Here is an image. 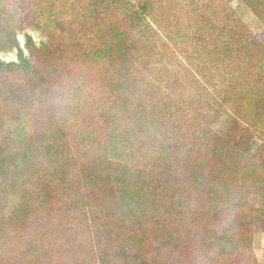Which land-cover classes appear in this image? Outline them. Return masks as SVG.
Listing matches in <instances>:
<instances>
[{"label": "rangeland", "instance_id": "rangeland-1", "mask_svg": "<svg viewBox=\"0 0 264 264\" xmlns=\"http://www.w3.org/2000/svg\"><path fill=\"white\" fill-rule=\"evenodd\" d=\"M257 2L261 15L245 0H0V46L16 31L30 58L32 35L30 66L41 74L14 67L0 75V264H264V185H240L252 167L264 181V0ZM142 5L164 52L97 57L112 33L139 37L128 15ZM0 60L18 63V51L0 50ZM164 73L162 91L189 98L170 133L190 150L157 160L150 144L135 142V159L125 162L153 178L166 169V188H176L159 205L169 215L136 221L108 176L120 160L101 148L110 139L104 111L120 108L129 126L134 94L140 105L154 101ZM54 123L61 129L52 136ZM236 145L248 152L237 155L234 177H214L236 162L228 153ZM216 151H227L225 159ZM190 176L203 182L193 186ZM213 180L227 186L213 192ZM71 187L87 206L77 208ZM189 188L196 191L180 205Z\"/></svg>", "mask_w": 264, "mask_h": 264}, {"label": "trees", "instance_id": "trees-1", "mask_svg": "<svg viewBox=\"0 0 264 264\" xmlns=\"http://www.w3.org/2000/svg\"><path fill=\"white\" fill-rule=\"evenodd\" d=\"M250 7H252L257 15H261L257 9V5L260 3L257 0H245ZM133 10V9H132ZM148 10L146 5H142L140 9H135V13H132L130 19L134 23L133 27L136 30L134 33L137 36L127 35L125 32L112 33L113 39L103 42L100 47L101 50L96 54L102 60L113 59L119 57L121 59H130L135 57V59H145L154 58L157 55L163 53V48L166 44H159L160 39L157 36L160 34L157 29H155L152 24L145 17L148 16ZM110 32L114 30L109 29ZM26 44L25 48L30 53V58L25 55V51L20 47L19 41L17 39L16 31H9L7 36V43L0 46L1 51H18L19 62L7 63L0 60V75L5 78V73L7 76L11 75L9 71L15 67L16 70L30 75L31 78H41L40 71L38 69L31 67L30 61L35 56L38 50L36 42L32 35L26 33ZM171 37V36H170ZM175 38L171 37L170 40ZM37 47V48H36ZM14 69V70H15ZM13 70V71H14ZM167 79L166 73L163 74L161 80L156 83H160L154 92L157 95L160 94L163 100H159L155 93H152L153 97L150 98L154 101L150 102L148 105H140L141 95L135 93V101L138 102L136 109H126L128 113V119L131 121L129 126L124 127L120 119V108H107L104 111V116L106 120H109L108 127L110 129V139L108 143L102 144L103 149L109 148L110 154L120 160L119 166L116 171H113L112 175L109 173L108 176L114 181V192L121 201L124 211L128 216L131 217L133 213V220L140 221L143 215L149 216H162L164 218L169 215V211L166 210L161 214L159 212V205L163 201L164 197L176 198L175 186L172 187L170 191L166 188L168 185V172L164 169L163 172L159 173L157 178L149 176L145 170L136 167L135 164L129 165L125 162V159L130 160L135 159L133 146L136 141L143 142L145 144L151 145V151L156 154L157 160L170 159L176 156L180 151H188L190 147L188 144H180L178 141L175 143L172 139L174 133H170L175 129H180V117L184 118V113H181L177 106H180L183 102L189 100L188 97H181L179 100H175L168 91H162L161 84L165 83ZM128 86L124 87L121 85V90H127ZM161 88V89H159ZM126 107L123 108V111ZM125 112V111H124ZM188 118V116H185ZM171 127V129L165 131V126ZM60 126L58 123H54L49 132L52 136L59 135L58 130ZM135 129V130H134ZM158 129V130H157ZM134 132V133H133ZM245 146H248L246 143ZM219 151V149H217ZM216 151V153H217ZM227 152V151H226ZM225 152V153H226ZM233 153L235 155L236 162L232 160V163H226L225 169L220 168L218 171L214 172V177H221L224 173H229L230 177H234V174L238 171L240 167V160L237 155L245 156L248 152V148L243 150L242 153L237 152V145L229 148L228 153ZM219 154L221 158L225 159L227 154ZM48 154L50 157L59 156L58 150L48 147ZM204 155V153H203ZM259 173V174H258ZM260 171L251 168V172L246 176V180L240 185L242 187L253 188L254 185H264V181L260 178ZM195 179L193 186H198V181L203 182L198 177H193ZM235 180V179H234ZM176 185H181L180 181L175 178L172 180ZM213 185L212 191L225 189L222 181L209 182V186ZM169 186V185H168ZM71 199L73 203L78 207L87 206V201L82 198L76 190L72 187ZM196 191V188H189L187 192L185 191V198L178 197V203L182 205L184 202L191 198V194ZM188 193V194H186ZM116 197V198H117ZM177 201V200H176ZM239 205L238 202L233 203V210H237ZM171 208V207H169ZM254 220V218H253ZM230 259V258H229ZM232 260V259H230ZM251 263V262H250ZM249 263V264H250ZM228 264V263H227Z\"/></svg>", "mask_w": 264, "mask_h": 264}]
</instances>
